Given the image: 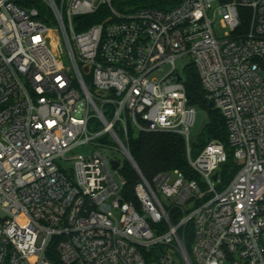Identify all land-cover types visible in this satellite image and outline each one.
<instances>
[{
  "label": "built area",
  "instance_id": "obj_1",
  "mask_svg": "<svg viewBox=\"0 0 264 264\" xmlns=\"http://www.w3.org/2000/svg\"><path fill=\"white\" fill-rule=\"evenodd\" d=\"M184 57L229 150L193 156ZM141 133L182 136L197 178L147 181ZM101 150L133 164V200ZM0 210V264H52L53 245L62 264H264V0H0Z\"/></svg>",
  "mask_w": 264,
  "mask_h": 264
},
{
  "label": "trees",
  "instance_id": "obj_2",
  "mask_svg": "<svg viewBox=\"0 0 264 264\" xmlns=\"http://www.w3.org/2000/svg\"><path fill=\"white\" fill-rule=\"evenodd\" d=\"M88 19L91 24L99 20L97 16H91ZM185 74V87L190 104L197 110L201 109L208 113V123L200 136L196 154H199L211 141H218L229 150L230 144L225 118L216 108H209L211 102L207 98V92L196 69L191 65ZM126 145L135 165L150 183L156 175L175 170L184 173L188 179L197 178L188 164L186 141L180 135L171 133L130 134ZM238 169L239 166L233 155L229 154L227 163L223 165L220 171V176L228 182L236 175ZM121 172L127 181V199L133 200L132 192L136 184L140 182V177L129 160H125L122 164ZM187 249L189 250V245H187ZM48 259L52 264H62L54 245L48 252Z\"/></svg>",
  "mask_w": 264,
  "mask_h": 264
},
{
  "label": "rangeland",
  "instance_id": "obj_3",
  "mask_svg": "<svg viewBox=\"0 0 264 264\" xmlns=\"http://www.w3.org/2000/svg\"><path fill=\"white\" fill-rule=\"evenodd\" d=\"M215 29L219 37H222L226 32V30L222 28L220 19H218L215 25ZM190 62L191 60L189 57H184L177 61V64H176L177 69L179 70V72L181 73L183 77H186L184 70L190 65ZM169 70L170 69L168 67H165L163 69V72H156L154 77L161 78L166 73H168ZM207 123H208V113L204 110L198 109L196 124L191 131V148H192L194 157L198 155L196 154L197 153L196 151L198 149L197 146L200 143V136ZM93 150L94 149L92 147L90 148L83 147V148L76 149L73 154H91ZM101 152H103L110 160H117L121 162L122 164L125 162V160H127L126 156H124L122 153L118 151L101 150ZM72 166H73V162H69L65 165V168L69 169ZM3 217H4V213L0 210V218H3Z\"/></svg>",
  "mask_w": 264,
  "mask_h": 264
},
{
  "label": "water",
  "instance_id": "obj_4",
  "mask_svg": "<svg viewBox=\"0 0 264 264\" xmlns=\"http://www.w3.org/2000/svg\"><path fill=\"white\" fill-rule=\"evenodd\" d=\"M179 80H181V77H179ZM209 108H210V109H213V108H214V104H213V103H210V104H209ZM112 164H113V166H114L115 169H117V168L119 167V163H118V162H113ZM134 164H135V163H134ZM217 177H218V175L216 174V175L214 176V179L216 180Z\"/></svg>",
  "mask_w": 264,
  "mask_h": 264
}]
</instances>
